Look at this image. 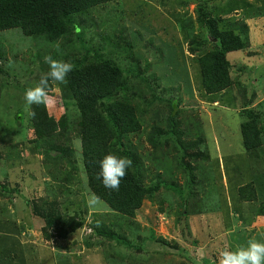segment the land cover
<instances>
[{
	"label": "rangeland",
	"instance_id": "rangeland-1",
	"mask_svg": "<svg viewBox=\"0 0 264 264\" xmlns=\"http://www.w3.org/2000/svg\"><path fill=\"white\" fill-rule=\"evenodd\" d=\"M209 1L211 12H218L221 19L235 18L231 25L248 26L247 46L227 54L233 86L217 98L205 94L201 83L198 58L203 52L190 50V41L195 39L190 34L192 24L196 34L201 30L196 0L112 1L95 7L89 15L77 16L82 23L79 30L58 38L29 36L19 28L0 32V216L8 208L17 214L18 223L32 225L16 243L0 238V264H217L225 247L246 246L240 241L249 237L264 242V221L251 217L258 204L250 203L241 214L236 199L240 184L254 179L260 178L259 190L264 192V144L253 154L247 153L241 132V124L248 119L245 108L258 113L264 126V0ZM249 7L253 8L250 16ZM127 40L133 52L126 50ZM87 48H98L99 55L132 70L136 86L132 93L142 127L131 139L144 163L145 183L152 185L160 178V182L182 187L187 214L180 213L184 206L179 204L178 193L164 185L156 199L144 200L131 226L99 198L89 206L94 194L80 188L85 187L81 113L67 96L68 80L66 84L50 82L55 91L47 108L54 119L67 115L61 144L72 149L70 158L78 166V170L71 168V191L50 194L47 183L60 176L47 174L51 155L19 144L34 137L32 106L26 108L24 96L49 71L44 57L73 64L67 56ZM173 104L180 110L182 139L190 144L185 158L172 139L158 147L150 140L157 127L168 128L163 118ZM189 127L195 132L190 129L186 135ZM16 152L20 158L27 156V162L16 160ZM179 159L184 163L179 164ZM30 167L34 175L28 177ZM43 197L57 199L65 219L77 221V229L67 237L45 240L27 204L28 200L40 203ZM102 228H113L130 243L100 234ZM239 229L244 232L232 234ZM7 234L0 228V237Z\"/></svg>",
	"mask_w": 264,
	"mask_h": 264
},
{
	"label": "trees",
	"instance_id": "trees-1",
	"mask_svg": "<svg viewBox=\"0 0 264 264\" xmlns=\"http://www.w3.org/2000/svg\"><path fill=\"white\" fill-rule=\"evenodd\" d=\"M112 1L116 0H0V32L19 28L29 36L37 37L46 34V36L58 38L72 29L79 30L82 23L77 16L89 15L95 7ZM196 2L198 3L195 11L201 30L196 34L192 24L190 34L195 39L190 41V50L203 52L198 58L201 83L205 94L217 98L219 93L233 86L234 78L230 71L232 63L227 54L247 46L246 30H248V26L244 24L242 27H235V25H231L235 18L221 19L218 12L212 13L209 0H196ZM248 9H250L248 12L250 16L253 8L249 7ZM80 35L78 32L77 37L80 38ZM208 42L211 43V47H207ZM126 50L133 52V44L130 40H127ZM67 59L74 65V70L67 76L69 84L67 96L81 113L80 128L85 187L80 188L88 189L90 194L93 193L97 198L105 201L110 211L120 213L128 220L127 225L129 226H131L132 220H136L137 211L143 205L144 200L156 199L158 190L163 185L178 193L179 204L184 206V210L180 213L187 214L188 208L184 201L186 197L183 196L184 189L182 187L170 186L162 180L160 182V178L155 184L147 185L145 183L144 163L131 139V134L139 131L142 127L141 117L138 116V107L134 103L132 93V89L136 90L132 79V70L126 71L112 59L99 55L98 48H87L84 52L67 56ZM175 106V104L171 105L170 110L166 113L168 116L165 115L163 118L168 128L164 130L157 127L150 140L154 147H158L172 139L175 142L174 147L177 150L180 149L182 158H185V150L190 144L184 143L185 139H182L185 133L180 128L181 121L178 118L180 110L174 108ZM31 111L35 112V117H33L34 137L19 144H24L27 147L32 146L37 153L51 155L52 159L47 165V174L53 176L58 173L60 176L51 180L53 183H47L51 188L50 194H55L59 190L62 193L71 191L70 181L73 178L71 168L78 170V166L70 158L73 153L72 149L61 144V139H64L67 115L54 119L49 115L47 105H32ZM174 112L176 113L174 114ZM245 112L248 119L241 124L243 147L247 153L253 154L264 144L262 138L264 126L260 125L261 116L258 113L247 108H245ZM190 125L199 127L195 121H190ZM201 127L203 128V123ZM190 129V127L187 129L186 135H189L191 130L195 132L194 129ZM201 132L203 133L202 129H200ZM164 133L165 135H163ZM19 144L12 147L16 148ZM207 150L205 140L206 154H208ZM109 153L128 157L133 162L132 166L127 169L126 176L121 180L118 192L106 189L102 180L96 178L100 171V161ZM14 157L16 160L27 162V156L20 158L17 152ZM178 162L179 164L184 163L181 159ZM30 169L28 177L34 175L33 168L30 167ZM43 170L45 171L44 168ZM36 178L38 177L36 176ZM259 179L240 184L237 188L236 199L240 201L241 214H245L250 203L258 204L256 213L251 217L259 216L260 222L264 221V192L259 190ZM25 183L28 184L27 178ZM261 188L264 190V187ZM171 196L169 194L167 198L170 200ZM27 204L32 211L37 227L41 225L45 240L49 241L55 235L67 237L70 231H75L78 227L77 221L74 222L72 218L65 219L60 209L61 204L57 199L51 200L43 197L40 203L28 200ZM0 221H2L0 228L9 232L7 235H1L0 238L9 242L12 240L16 243L18 236L32 227L26 222V224L18 223L17 214L10 212L8 208L1 214ZM66 226H70V229H67ZM235 232L242 233L244 231L239 229L232 234ZM99 233L106 234L110 238H122L125 243H130L126 237L120 235L113 228L99 229ZM153 236L155 237V235ZM249 239L250 237L240 242L246 245ZM236 240L239 242L238 238ZM158 241L167 243L163 238ZM232 241L231 243H234ZM22 258L20 257L19 260Z\"/></svg>",
	"mask_w": 264,
	"mask_h": 264
},
{
	"label": "clouds",
	"instance_id": "clouds-1",
	"mask_svg": "<svg viewBox=\"0 0 264 264\" xmlns=\"http://www.w3.org/2000/svg\"><path fill=\"white\" fill-rule=\"evenodd\" d=\"M44 61L49 65V71L40 76L34 87L26 89L24 96L26 108L32 105L46 106L51 99L50 94L55 91L50 82L66 84L68 74L74 70L71 62L54 59L51 55L45 56ZM29 115L35 117V112L29 111ZM132 163L128 157L109 153L100 161V171L96 178L102 180L106 189L118 192L121 180L126 176L127 169ZM97 202L98 198L94 195L88 199L89 206ZM217 264H264V242L252 238L246 246H239L235 250L225 247L218 254Z\"/></svg>",
	"mask_w": 264,
	"mask_h": 264
},
{
	"label": "crops",
	"instance_id": "crops-1",
	"mask_svg": "<svg viewBox=\"0 0 264 264\" xmlns=\"http://www.w3.org/2000/svg\"><path fill=\"white\" fill-rule=\"evenodd\" d=\"M20 251V250H19ZM21 253V252H20ZM20 256H22L23 257V255L21 254Z\"/></svg>",
	"mask_w": 264,
	"mask_h": 264
}]
</instances>
